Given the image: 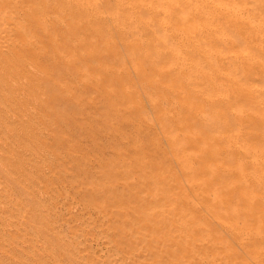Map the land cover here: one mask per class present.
<instances>
[{"label": "rangeland", "instance_id": "rangeland-1", "mask_svg": "<svg viewBox=\"0 0 264 264\" xmlns=\"http://www.w3.org/2000/svg\"><path fill=\"white\" fill-rule=\"evenodd\" d=\"M0 264H264V0H0Z\"/></svg>", "mask_w": 264, "mask_h": 264}]
</instances>
